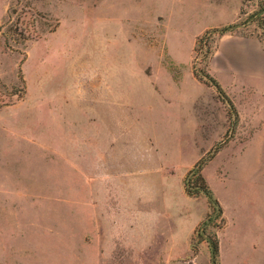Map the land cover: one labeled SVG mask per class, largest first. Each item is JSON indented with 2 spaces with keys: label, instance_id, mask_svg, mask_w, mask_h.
Segmentation results:
<instances>
[{
  "label": "rangeland",
  "instance_id": "rangeland-1",
  "mask_svg": "<svg viewBox=\"0 0 264 264\" xmlns=\"http://www.w3.org/2000/svg\"><path fill=\"white\" fill-rule=\"evenodd\" d=\"M258 2L0 0V264H264Z\"/></svg>",
  "mask_w": 264,
  "mask_h": 264
},
{
  "label": "trees",
  "instance_id": "trees-1",
  "mask_svg": "<svg viewBox=\"0 0 264 264\" xmlns=\"http://www.w3.org/2000/svg\"><path fill=\"white\" fill-rule=\"evenodd\" d=\"M258 5H259V9L256 12H254L249 18L251 19V21H257V23H259V25L264 27V0H259ZM236 27H238V24L228 25V26L224 27L223 29H221V33H226V32L232 31ZM212 81H214V80H212ZM215 85L218 88L219 92L223 93L222 88L220 87V85L217 84V83H215ZM230 106H231V109H234V105L233 104L230 103ZM195 169H197V168H195ZM195 169L191 170L189 172L188 177L190 175H195L197 173V171ZM185 184L187 186L188 193L191 194L190 187L192 188L193 186L190 185L188 180H187V182ZM202 192L207 197V200H208V203H209V207L212 210L211 214H209L208 217H207V221L212 219V213H214L216 210L218 211V214L220 216H222L223 209H222L219 201L217 200V198L214 196L212 190L210 188L206 187ZM206 224H207L206 222L202 223L203 226H206ZM203 226H201V228ZM209 245H210V248H211V263L212 264H219L220 248H219L218 240L214 239L213 241H210Z\"/></svg>",
  "mask_w": 264,
  "mask_h": 264
},
{
  "label": "crops",
  "instance_id": "crops-1",
  "mask_svg": "<svg viewBox=\"0 0 264 264\" xmlns=\"http://www.w3.org/2000/svg\"><path fill=\"white\" fill-rule=\"evenodd\" d=\"M142 185V184H141ZM150 186H152V183L150 184H144V185H142V187H143V189H144V191H143V196H142V198H143V202H141V205H144V203L146 204V205H148L149 206V210L148 211H144L145 209H144V207H140V203H138L137 204V206H139L141 209H142V213H144V214H151V213H155V212H159V210H160V207H159V204L158 203H160V201H162V202H164V200H163V192H162V186L161 185H159L158 183H157V186H155V192L154 193H149L148 192V190H149V187ZM117 188V187H116ZM152 190H153V188H152ZM154 191V190H153ZM110 195V194H109ZM116 197H117V193H116V195H115V197H112L111 196V198L114 200V199H116ZM162 198V199H161ZM164 205V204H163ZM162 206V205H161ZM146 207V206H145ZM158 208V209H157ZM163 208H165V206L164 207H162V209ZM166 209H167V207H166ZM160 221V220H159ZM159 221L157 222V224H155V226L156 227H159V226H157L158 224H160L161 225V228H159V229H161L162 231H164L163 230V228L165 229V226L164 227H162L163 226V224H164V221L166 222V220H164V218L161 220V222L159 223ZM197 223V222H196ZM195 223V224H196ZM193 226V225H192ZM191 226V227H192ZM167 228V227H166Z\"/></svg>",
  "mask_w": 264,
  "mask_h": 264
}]
</instances>
